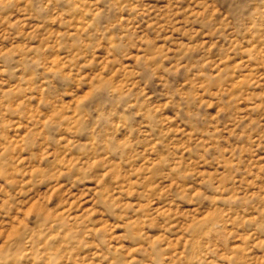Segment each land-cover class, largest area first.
Segmentation results:
<instances>
[{
    "label": "clouds",
    "instance_id": "9594fccd",
    "mask_svg": "<svg viewBox=\"0 0 264 264\" xmlns=\"http://www.w3.org/2000/svg\"><path fill=\"white\" fill-rule=\"evenodd\" d=\"M0 264H264V0H0Z\"/></svg>",
    "mask_w": 264,
    "mask_h": 264
}]
</instances>
